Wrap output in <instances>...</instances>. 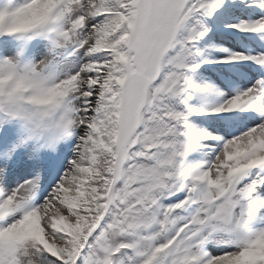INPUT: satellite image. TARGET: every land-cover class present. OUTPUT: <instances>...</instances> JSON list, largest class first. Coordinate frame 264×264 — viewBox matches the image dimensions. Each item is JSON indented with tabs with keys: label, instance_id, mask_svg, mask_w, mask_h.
Wrapping results in <instances>:
<instances>
[{
	"label": "snow or ice",
	"instance_id": "obj_1",
	"mask_svg": "<svg viewBox=\"0 0 264 264\" xmlns=\"http://www.w3.org/2000/svg\"><path fill=\"white\" fill-rule=\"evenodd\" d=\"M209 9L259 34L235 93L177 38ZM261 38L264 0H0V264H264Z\"/></svg>",
	"mask_w": 264,
	"mask_h": 264
},
{
	"label": "rangeland",
	"instance_id": "obj_2",
	"mask_svg": "<svg viewBox=\"0 0 264 264\" xmlns=\"http://www.w3.org/2000/svg\"><path fill=\"white\" fill-rule=\"evenodd\" d=\"M212 4L216 3V0H210ZM235 2H239V0H235ZM219 9L213 10L214 14L217 13ZM207 14V12H203ZM244 17L232 14L231 12H226V15L223 17L222 23L223 26L219 27L220 30L216 29V31L220 35H225L224 39H220L217 42V45L211 46L210 52L207 56L204 53H199L200 59V67L195 70V73L192 74L193 79L196 80L197 83L202 85H212L214 88L219 89L222 92L227 94L228 90L222 86L221 77H230L231 79L228 81L232 87L231 92L235 93L238 90H242L243 88L250 86V81L248 79V68L236 69L230 66H223L221 64L211 63L210 61H214L219 59L222 56H225L233 51L243 50L246 54H255L257 51V47L250 43L251 40L255 39L259 36V34H246L242 35V33H237L234 29H230L226 27L230 23L237 22L238 19H243ZM193 17L191 16L186 23V27L195 28L194 24H192ZM184 29V28H183ZM245 34V33H244ZM179 35V33H178ZM251 35V36H250ZM245 36V37H243ZM248 37V38H247ZM179 40V39H178ZM260 43H264V38H261ZM226 50V51H225ZM197 60V55L191 51V56L189 57V61L191 63H195ZM197 64V63H195ZM223 97L218 95L215 91H207L203 94L197 101V106H214L222 101ZM31 166L24 165L19 171L16 173L20 178H30L31 177Z\"/></svg>",
	"mask_w": 264,
	"mask_h": 264
},
{
	"label": "trees",
	"instance_id": "obj_3",
	"mask_svg": "<svg viewBox=\"0 0 264 264\" xmlns=\"http://www.w3.org/2000/svg\"><path fill=\"white\" fill-rule=\"evenodd\" d=\"M205 27H203V28H200V31H205ZM197 30H198V27H197ZM191 47V46H190ZM196 49H202V45H197L196 46Z\"/></svg>",
	"mask_w": 264,
	"mask_h": 264
}]
</instances>
